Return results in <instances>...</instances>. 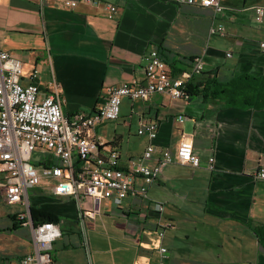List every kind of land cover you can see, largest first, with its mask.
Masks as SVG:
<instances>
[{
  "label": "crops",
  "instance_id": "crops-1",
  "mask_svg": "<svg viewBox=\"0 0 264 264\" xmlns=\"http://www.w3.org/2000/svg\"><path fill=\"white\" fill-rule=\"evenodd\" d=\"M221 4L223 12L217 14L169 0H122L109 19L102 7L83 2L68 9L61 0L51 6L0 0V50L23 62V84L30 72L39 71L41 94L53 90L56 78L68 116L93 112L111 87L144 84L152 48L170 64L173 76L203 56L205 69L190 82L192 91L211 79L225 83L239 74H264L259 47L264 21L256 22L251 9L264 0ZM212 24L223 25L226 35H211ZM150 121L158 124L152 141L157 154L167 150L175 158L181 137L189 136L201 166L174 163L148 186L147 196L102 199L84 226L72 198L54 195L50 186L32 188L33 206L60 224L53 264H158L160 245L168 248V264H264L255 233L264 226V186L254 175L264 165V109L224 106L202 94L179 100L154 94L147 102L124 98L119 118L101 123L94 134L118 150L125 166L150 143L138 134ZM212 155L216 168L210 171L206 163ZM142 183L136 177L135 186ZM158 203L164 205L160 215L154 211ZM24 206L8 204L0 188V264H20L34 248L31 226L20 218ZM161 220H171L174 228L160 239Z\"/></svg>",
  "mask_w": 264,
  "mask_h": 264
},
{
  "label": "built area",
  "instance_id": "built-area-1",
  "mask_svg": "<svg viewBox=\"0 0 264 264\" xmlns=\"http://www.w3.org/2000/svg\"><path fill=\"white\" fill-rule=\"evenodd\" d=\"M121 1L61 0L63 7L68 9L77 7L80 2L100 6L109 19L116 17ZM169 1L179 6L211 8L217 14L224 9L221 0ZM40 2L42 6H51L55 0ZM251 9L256 22H263L264 5L257 4ZM209 32L225 36L226 28L212 24ZM259 47L264 53V41ZM204 69L203 56H196L189 68L173 76L170 64L159 56L157 48H152L146 56L144 84L125 82L111 87L107 90L106 101L93 112L77 111L68 116L63 110L56 78L53 79V90L43 95L39 89V71L30 72L28 83L23 84V62L0 50V188L8 204L21 203L27 207L28 213L23 212L20 218L31 226L34 242L32 252L25 254L20 264H53L51 250L62 234L60 224L56 222L33 225L29 214L30 189L50 186L54 195L72 198L80 210L78 216L84 226L86 217L94 218L98 213L102 199L120 201L147 196L148 186L165 167L174 163L194 168L201 166L194 139L189 136L181 137L175 158L167 150L157 154L152 143L158 135L156 122L145 123L138 130V134L147 136L150 143L138 159L129 160L125 166L120 163L118 150L97 139L94 130L105 121L119 118L124 98L147 102L154 94H161L173 100L189 99L188 84ZM35 151L50 157L38 165L33 161ZM206 168L210 171L216 168L214 155L208 157ZM254 175L264 186V165H260ZM136 177L143 181L139 188L135 186ZM87 201L91 202V209H84ZM155 207L158 215L164 211V205L160 203ZM172 228L174 223L171 220H161L159 238ZM158 253V264H168V248L160 245Z\"/></svg>",
  "mask_w": 264,
  "mask_h": 264
},
{
  "label": "trees",
  "instance_id": "trees-1",
  "mask_svg": "<svg viewBox=\"0 0 264 264\" xmlns=\"http://www.w3.org/2000/svg\"><path fill=\"white\" fill-rule=\"evenodd\" d=\"M198 87L195 86L196 91H192L193 87L189 83V95L202 94L206 98L209 96L212 99H218L224 106L264 109V74L258 76L239 74L225 83L211 79L206 81L203 89ZM29 200V214L33 225L47 221L59 222L56 216L37 209L30 198ZM255 233L264 247V226L255 227Z\"/></svg>",
  "mask_w": 264,
  "mask_h": 264
},
{
  "label": "rangeland",
  "instance_id": "rangeland-1",
  "mask_svg": "<svg viewBox=\"0 0 264 264\" xmlns=\"http://www.w3.org/2000/svg\"><path fill=\"white\" fill-rule=\"evenodd\" d=\"M50 157V155H48V154H43V153H41V152H39V151H35L34 153H33V161L35 162V163H37V164H39V163H43L47 158H49ZM28 195L30 196V198H31V196L33 195V190H29V193H28ZM32 203V202H31ZM25 208L24 209H22L23 210V212H26V213H28V209H27V207L26 206H24Z\"/></svg>",
  "mask_w": 264,
  "mask_h": 264
}]
</instances>
